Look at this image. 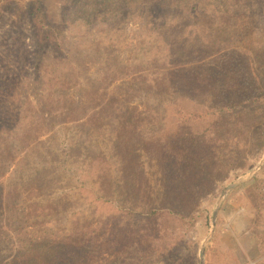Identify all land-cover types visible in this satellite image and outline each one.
I'll return each instance as SVG.
<instances>
[{
	"label": "rangeland",
	"instance_id": "1",
	"mask_svg": "<svg viewBox=\"0 0 264 264\" xmlns=\"http://www.w3.org/2000/svg\"><path fill=\"white\" fill-rule=\"evenodd\" d=\"M204 1L206 12L189 18L171 0H43L56 37L40 48L27 0H0V132L15 151L0 176V264H30V252L195 264L221 192L264 157V0H236L241 11L225 15ZM229 72L235 98L251 101L238 120L214 134L212 119L182 120L232 99V86L221 89ZM45 90L61 93V112L42 110ZM189 133L205 137L210 158L185 142ZM222 161L219 186L204 185ZM263 172L264 161L226 193L214 227L230 197L258 218L239 192ZM184 197L189 211L173 220ZM65 236L81 244L51 245Z\"/></svg>",
	"mask_w": 264,
	"mask_h": 264
},
{
	"label": "trees",
	"instance_id": "2",
	"mask_svg": "<svg viewBox=\"0 0 264 264\" xmlns=\"http://www.w3.org/2000/svg\"><path fill=\"white\" fill-rule=\"evenodd\" d=\"M160 0H150V4L157 5ZM170 1V0H167ZM208 2H213L212 5V13L215 14H230L232 12L239 13L241 11V6H237L234 1L236 0H231L232 2H225L223 0H207ZM193 0H171V3L173 4L174 11H183L186 13V15L189 16V18H194L197 14H202L205 13V4L206 3L204 0L200 3L197 4H192ZM27 7H28V17H29V22L30 26L35 32L38 37H37V44L40 48H43L44 46L49 45L50 41L56 37V33L54 31V28L50 23L48 22L47 19V13H46V8L44 6L43 0H27ZM228 76H225L222 80V88L221 89H229L230 86H232L230 89L235 90L233 93V97L231 100L225 101V100H220L218 102H215L214 104L206 105L203 106L201 110L198 112H193L190 114H185L182 116V120L185 122L192 121L195 119L196 121H201V120H211V124L209 127V131H211L212 134H214L219 127L218 122H221L222 120H231L233 122H236L235 120H238V116L240 113L244 110H247V106L245 105L246 102H249L248 104H251V101L249 100H244L245 98L241 97L240 99L237 100L235 98V93H237L236 88V77L231 74L230 72L227 74ZM232 75V76H231ZM52 80H49L48 88L52 87L53 85L51 84ZM229 86V87H228ZM45 95L42 98L43 101V111H46L48 107H55L58 112L62 111V108L60 106H53L56 101H61V93L58 95L59 97H56L57 93H51L49 90H45ZM70 101L71 107H74L75 110H80L82 107L80 105H75L76 103H72ZM45 113V112H43ZM47 113V112H46ZM179 113H182L181 111ZM52 114V113H51ZM33 123L38 126V120H33ZM217 123V124H216ZM0 130H1V120H0ZM2 133L0 132V176H2L8 169L11 160L10 158L13 157L15 154V151L13 150V145H12V140L8 141V144H4L2 141ZM216 137L215 140L217 141ZM191 139V140H190ZM205 137H202V135H193L192 133H189L188 138L184 139L185 142L187 143L190 140L191 145H194V147L199 148L198 150H202V152L206 155L209 156L208 152L203 149L202 147L207 143L205 140ZM7 147H10L12 149V152L8 154V149ZM192 147V146H191ZM212 157V156H211ZM210 158V156H209ZM227 165L229 164V160H223ZM222 163H217L213 162L212 166L216 170H212V173L209 174L206 182H204V185H207L208 187H215L219 186V182L223 180L225 174L220 176V173L218 170L222 168L223 165ZM218 165H221L219 167ZM242 194L248 199V201L251 203L253 211L255 215L264 221V179L256 181L251 183L246 189L243 190ZM190 200L193 201V197L190 198L189 200L186 199L185 197L183 200H181L180 205L177 206L176 212H169L168 215L172 218L173 220H178L183 217V213L186 211H189L188 208H190L189 203ZM188 206L187 208H184V206ZM157 211L151 210L152 215H154ZM157 212L156 215H159ZM209 220V218H208ZM157 233V232H156ZM78 239L79 236L75 235ZM254 237L258 240L259 244V250L260 245H261V240L259 237L254 234ZM48 241V240H46ZM148 243H154L155 241L148 238ZM33 241L30 240V243ZM33 243H36L35 247H38L41 245L39 242L35 241ZM32 243V244H33ZM50 243V242H49ZM156 243V242H155ZM81 244L80 241L76 240L75 238L72 239L71 236H65V237H58L54 240L51 241V245L58 246L60 248H65L69 246L70 248L73 247V249H76L79 247ZM207 245V244H206ZM32 247V246H31ZM262 252V250H260ZM56 252H53L51 259H46V258H41L37 256H33L30 252V257H31V262L30 264H78L83 259L84 254L79 253V255L75 256V253L72 255H61L58 256ZM53 258V259H52ZM205 259V258H204ZM195 264H198V258L196 257V262ZM205 264V261H204Z\"/></svg>",
	"mask_w": 264,
	"mask_h": 264
},
{
	"label": "crops",
	"instance_id": "3",
	"mask_svg": "<svg viewBox=\"0 0 264 264\" xmlns=\"http://www.w3.org/2000/svg\"><path fill=\"white\" fill-rule=\"evenodd\" d=\"M218 214L211 242L204 247L205 264H264V222L250 216L247 205H234L231 197ZM254 234L261 240L262 252Z\"/></svg>",
	"mask_w": 264,
	"mask_h": 264
},
{
	"label": "water",
	"instance_id": "4",
	"mask_svg": "<svg viewBox=\"0 0 264 264\" xmlns=\"http://www.w3.org/2000/svg\"><path fill=\"white\" fill-rule=\"evenodd\" d=\"M263 161H264V157L260 160V162L258 163L257 167H255L253 169V171H251L250 174H248L244 178H238L237 180L233 181L231 184H229L221 192L220 197H219L218 201L216 202V204H215V206L213 208L212 217H211L210 226H209V230H208L207 236L202 240V242H201V244L199 246V250H198L199 263L198 264H203L204 245H205V243L207 242V240L210 238V236L212 234V230H213V227H214L215 216L217 214V211H218V208L220 206L221 200L224 198V196L226 195L227 192H229L230 190H232L233 188H235L238 184L244 182L245 181V178L250 177L256 170H258L259 165H261Z\"/></svg>",
	"mask_w": 264,
	"mask_h": 264
}]
</instances>
